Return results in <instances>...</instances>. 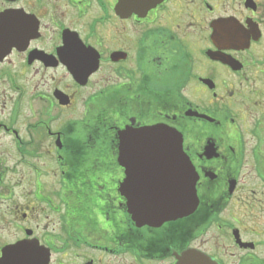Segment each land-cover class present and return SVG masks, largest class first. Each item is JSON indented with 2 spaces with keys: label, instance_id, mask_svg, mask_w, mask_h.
Returning a JSON list of instances; mask_svg holds the SVG:
<instances>
[{
  "label": "flooded vegetation",
  "instance_id": "af4514ba",
  "mask_svg": "<svg viewBox=\"0 0 264 264\" xmlns=\"http://www.w3.org/2000/svg\"><path fill=\"white\" fill-rule=\"evenodd\" d=\"M118 1L0 0V260L264 264V0ZM155 125L181 135L198 205L149 226L119 135Z\"/></svg>",
  "mask_w": 264,
  "mask_h": 264
},
{
  "label": "water",
  "instance_id": "95a60500",
  "mask_svg": "<svg viewBox=\"0 0 264 264\" xmlns=\"http://www.w3.org/2000/svg\"><path fill=\"white\" fill-rule=\"evenodd\" d=\"M163 0H119L115 11L120 14H142ZM15 27L4 17L0 18V53L11 46ZM3 55V54H2ZM1 59V58H0ZM118 164L125 168L130 187L135 174L143 175L150 182V203H132L128 198V214L144 224L157 225L190 215L196 209L197 175L189 159L182 151L181 136L165 126L127 129L119 135ZM162 187V191L161 188ZM10 250H5L0 264H8ZM176 264H216L208 257L188 251L178 257Z\"/></svg>",
  "mask_w": 264,
  "mask_h": 264
},
{
  "label": "rangeland",
  "instance_id": "374dc122",
  "mask_svg": "<svg viewBox=\"0 0 264 264\" xmlns=\"http://www.w3.org/2000/svg\"><path fill=\"white\" fill-rule=\"evenodd\" d=\"M248 125H249V124H248ZM249 127H250V125H249ZM249 127H248V128H249Z\"/></svg>",
  "mask_w": 264,
  "mask_h": 264
}]
</instances>
